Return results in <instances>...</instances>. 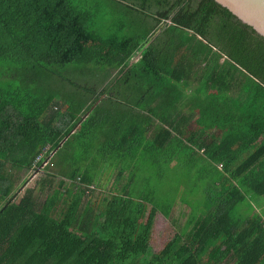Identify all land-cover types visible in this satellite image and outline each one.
<instances>
[{
	"label": "trees",
	"instance_id": "1",
	"mask_svg": "<svg viewBox=\"0 0 264 264\" xmlns=\"http://www.w3.org/2000/svg\"><path fill=\"white\" fill-rule=\"evenodd\" d=\"M40 169L48 209L14 203ZM0 196V264H260L264 37L215 0H0Z\"/></svg>",
	"mask_w": 264,
	"mask_h": 264
},
{
	"label": "crops",
	"instance_id": "2",
	"mask_svg": "<svg viewBox=\"0 0 264 264\" xmlns=\"http://www.w3.org/2000/svg\"><path fill=\"white\" fill-rule=\"evenodd\" d=\"M102 87L103 86H101L100 88H102ZM83 119H85V117H83ZM34 174H37V172L34 173ZM25 176L26 175H24L20 180L14 179L15 196L12 197L13 202L14 203H19L20 199L23 197V195H25L26 191L31 190V191H33V197L35 198V200L34 199L33 200L36 203V210L39 211V210H42L45 207L48 209V204L47 203L49 202L50 197H49V195H47L45 193L48 191V189L50 187V184H49V186L47 185L46 188H43V185L41 184V180L40 179L35 178V177L31 179L30 177H25ZM113 180H114V171H112L110 173V178H109V180L107 182H105V184H108V186H109V185H111ZM105 188H108V187H105ZM102 191L96 193L91 198L88 195L84 196L83 205H81V207H80V208H82V210H80V212H82L83 209L87 207L88 202L97 205L98 203L103 201V199H104L103 196L105 197L108 194L107 193L108 191L105 192V193H103ZM65 197L66 196H63V198H62L63 202L66 199ZM6 201H7V198H5L4 196H0V211L3 208V206L5 205ZM45 201H46V204H45ZM182 205L187 207L186 204H182ZM62 206L63 205L60 204L59 208L62 207ZM254 206H255V211L260 213L263 216V219H264V196L259 198L258 199V203H256V204L254 203ZM59 208L57 210H59ZM186 216H188V215H186ZM185 222L183 223V225L185 224ZM234 261H235L234 256L232 254H229L219 264H233ZM14 263L15 264L16 263H18V264L19 263L37 264L36 263V259H31L29 257H28L27 261H24L22 259H18V261H16L14 259ZM259 263L260 264H264V258H261Z\"/></svg>",
	"mask_w": 264,
	"mask_h": 264
},
{
	"label": "rangeland",
	"instance_id": "3",
	"mask_svg": "<svg viewBox=\"0 0 264 264\" xmlns=\"http://www.w3.org/2000/svg\"><path fill=\"white\" fill-rule=\"evenodd\" d=\"M47 163L48 160L43 163L42 167L47 165ZM39 171H37V174L30 172L28 177H30L31 179L34 177L39 178L40 174H43L42 172L44 170L40 169ZM198 201L200 200L198 199ZM187 213H188V207H185L180 203L176 204L173 207L170 217H165L162 213L157 212L153 222V227L150 237V246L153 252L158 253L164 248L166 243L178 231V227H181L183 223L186 221ZM145 219L146 217L144 216L142 222H144Z\"/></svg>",
	"mask_w": 264,
	"mask_h": 264
},
{
	"label": "water",
	"instance_id": "4",
	"mask_svg": "<svg viewBox=\"0 0 264 264\" xmlns=\"http://www.w3.org/2000/svg\"><path fill=\"white\" fill-rule=\"evenodd\" d=\"M264 37V0H215Z\"/></svg>",
	"mask_w": 264,
	"mask_h": 264
},
{
	"label": "built area",
	"instance_id": "5",
	"mask_svg": "<svg viewBox=\"0 0 264 264\" xmlns=\"http://www.w3.org/2000/svg\"><path fill=\"white\" fill-rule=\"evenodd\" d=\"M38 159V158H37Z\"/></svg>",
	"mask_w": 264,
	"mask_h": 264
}]
</instances>
